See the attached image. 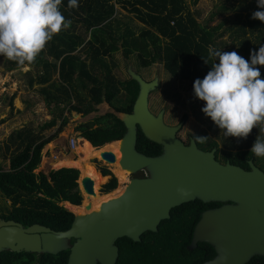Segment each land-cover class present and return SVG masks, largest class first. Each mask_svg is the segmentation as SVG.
Returning <instances> with one entry per match:
<instances>
[{
    "label": "trees",
    "instance_id": "16d2710c",
    "mask_svg": "<svg viewBox=\"0 0 264 264\" xmlns=\"http://www.w3.org/2000/svg\"><path fill=\"white\" fill-rule=\"evenodd\" d=\"M68 2L62 0L59 10L66 21H71V26L54 35L34 63L19 66L7 60L9 71L31 69L29 86H41L40 93L46 106L55 110L49 114L51 121L42 127L36 130L26 127L8 138L6 151L9 157L6 154V158L10 166L9 169L0 166V193L11 202V210L0 219L21 224L24 228L40 225L55 232L68 231L76 218L60 204L69 202L74 206L81 205V208L85 201L82 203L77 169L62 168L48 175L36 173L43 149L69 125L68 115L72 112L87 116L97 112L96 106L103 102L119 113L133 111L138 86L129 79L117 78L116 54L122 52L125 60L134 58L142 69L162 65L172 79L190 83L192 100L203 108L205 102L195 97L193 84L211 70L213 61L206 64L202 59L208 57V46L220 51V45L226 46L221 43L223 38L229 34L233 44L238 46L239 55L250 62L252 52H258L264 45V22L252 19V13L260 10L257 0L240 7L239 12L221 20L218 25H213L219 15L217 12L207 23H202L188 0H78L79 7L71 9ZM194 2L196 5L199 0ZM117 7L132 15L143 28L135 33L123 27ZM220 9L226 13L230 11L226 6ZM256 67L264 79V66ZM138 131L137 150L150 157L159 155L162 148ZM258 131L254 128L247 139L224 137V150L218 149L216 141H209L207 145L198 143V146L205 151L215 149L216 160L222 164L229 162L249 170V162L253 160L264 171L261 165L264 157H256L250 152ZM51 132H54L51 136H44ZM76 132L86 139L81 140L86 148H103L122 139L126 127L117 115L109 112L77 126ZM102 172L105 176L102 178L99 172L101 185L111 174L106 168ZM117 187V179L112 178L104 191L109 193ZM220 205L196 200L174 208L171 219L161 222L157 233L145 234L140 243L128 239L118 241L120 257L117 264H203L214 259L216 253L211 246L199 244L193 251L190 246L202 213ZM69 255L70 252L57 256L7 252L0 255V264H67ZM247 264H264V257H254Z\"/></svg>",
    "mask_w": 264,
    "mask_h": 264
},
{
    "label": "water",
    "instance_id": "95a60500",
    "mask_svg": "<svg viewBox=\"0 0 264 264\" xmlns=\"http://www.w3.org/2000/svg\"><path fill=\"white\" fill-rule=\"evenodd\" d=\"M127 74L138 86L133 111L112 110L126 127L123 138L112 142L119 143L120 168L132 176L124 191L96 210L73 213L76 218L65 232L1 221L0 254L57 256L70 252L67 264H117L118 241L140 243L142 236L157 233L160 223L171 219L174 208L199 200L221 204L204 211L194 230L190 250L206 244L216 253L203 264H247L253 257H264V171L253 160L249 170L222 164L216 160L215 149H200L193 137L186 144L178 137L184 121L166 125L164 108L157 113L149 109L148 97L159 87L158 78L146 82L131 66ZM93 114L81 123L92 121ZM138 130L162 148L159 155L150 157L137 150ZM101 159L107 164L117 162L111 151L103 152ZM53 170L58 169L45 174ZM81 184L84 193L96 195L91 178L84 177ZM91 207L88 204L86 210Z\"/></svg>",
    "mask_w": 264,
    "mask_h": 264
},
{
    "label": "rangeland",
    "instance_id": "374dc122",
    "mask_svg": "<svg viewBox=\"0 0 264 264\" xmlns=\"http://www.w3.org/2000/svg\"><path fill=\"white\" fill-rule=\"evenodd\" d=\"M253 1L254 0H199V2L195 5L194 0H188V4L190 5L191 10L196 12L199 21L202 23H207L212 14L217 12L219 15L215 18L213 25H218V22L231 18L236 12H239L240 7L249 6V4ZM222 6L228 7L230 11L228 13L223 12L220 9ZM117 8L118 18L122 21L123 27H128L135 33H138L141 28H143L140 23L132 17V15L121 10L119 7ZM233 8H235V10H233ZM221 43L226 46L220 45V51H236L238 53V46L233 44L229 34L225 35ZM114 59L117 63L115 75L120 80L129 79L127 70L130 66L133 71L137 72L138 75H140L146 82H151L155 78H158L159 87L152 91L148 97L149 108L153 113H156L161 108H164L165 113L163 115V119L166 125L174 126L178 125L182 121H185L182 130L178 134L184 142L189 143V140L193 137V135L207 136L209 139L206 143H204V145H207L209 141H216L219 150H224L226 148L224 136L221 134L219 127L215 126L202 112V108L194 102V100H192L190 94L191 86L189 82H181L172 79L164 72L162 65L155 64L148 69L139 68L134 58L131 57L130 60H125L122 56V52L116 54ZM49 61L54 62L52 59H49ZM29 70H31L29 67H24L22 69L9 71L7 67V59L0 56V166H2L3 169H9L10 166V161L6 158V142L8 138L15 131L22 130L26 127L33 128L35 130L42 127L44 124L51 121L52 116L49 114L51 111L55 110L46 106L44 96L40 93L41 86H29ZM55 77H57V75ZM96 109L97 112H95V116L111 112V108L106 103H102L97 106ZM73 115L74 112L68 115L69 125L64 128L58 137L44 147L42 152V161L39 168L36 170V173L48 172L49 169L46 166L47 162L54 157V151L57 143L60 142V139H67L68 136L80 135V133L76 132V128L81 125V117L85 116L80 114V117H74ZM59 123H61V119ZM53 133L54 132L46 133L44 136L47 138ZM115 150L119 152L117 145ZM7 156L9 157V154H7ZM220 158H222L221 153H219V159ZM114 165L119 166V162L107 164L101 158L94 159L92 161V167L94 168L95 176L97 177V186L95 191L96 197L98 196V200L107 195L103 193V188L104 185H106L112 178L116 177L118 187L120 186L122 188L124 186L123 182L125 181L126 185L130 180V173L123 171L119 166L122 170V173L119 174L113 167ZM261 165L264 168V160L261 161ZM62 168L74 167L61 166L54 169ZM103 168L109 170L111 174L107 175L108 178L106 179L105 184L103 179V184L101 185V178L98 176V172L102 174L103 178ZM124 174L127 177L125 176L124 178ZM80 177L82 179V175ZM82 191L83 200L86 202L87 196L86 193H84L83 188ZM101 203L102 202L98 201L97 204L99 205H95V207L91 208L89 211L86 210L85 213L99 208ZM60 205L67 209L66 203H62ZM84 205L82 206L83 208ZM10 210V200L3 197L0 193V216H5V214H8ZM67 210L74 213L69 209Z\"/></svg>",
    "mask_w": 264,
    "mask_h": 264
},
{
    "label": "clouds",
    "instance_id": "9594fccd",
    "mask_svg": "<svg viewBox=\"0 0 264 264\" xmlns=\"http://www.w3.org/2000/svg\"><path fill=\"white\" fill-rule=\"evenodd\" d=\"M61 3L62 0H0V56L19 66L34 63L54 35L71 26V21H66L59 10ZM257 6L260 10L252 13V19L264 22V0H257ZM68 7H79L78 0H69ZM207 52L208 57L201 58L206 64H209V60L213 61L211 70L202 80L196 79L193 84L195 97L205 102L202 112L219 127L224 137L247 139L252 130L258 128L259 134L250 152L256 157H264V79L256 67L264 66V45L259 47L258 52H252L250 62L236 51L223 52L211 45ZM103 103L111 108L107 102ZM93 113V119L105 115L95 116ZM79 136L82 137L81 133L60 139L54 152L78 157L73 154L77 147L71 151L68 143L76 138L79 144ZM208 139L207 136L193 135L196 144L206 143Z\"/></svg>",
    "mask_w": 264,
    "mask_h": 264
},
{
    "label": "bare ground",
    "instance_id": "6f19581e",
    "mask_svg": "<svg viewBox=\"0 0 264 264\" xmlns=\"http://www.w3.org/2000/svg\"><path fill=\"white\" fill-rule=\"evenodd\" d=\"M80 140H85V139H80ZM82 144L83 143L80 142L78 144V146H77L76 151H74V153H73V154H77L78 155L77 158H73V155H64L62 152H54V155H56L57 158H56V160L53 159V158L50 159L47 162V167H48V169L49 168L54 169V168L61 167V166H72L74 168H77L81 172L82 179L84 177H89V178H91L94 181V190H95L96 186H97V177L95 176V170L92 167V161L94 159L101 158V154L103 152L111 151V152H113L116 155L117 162H119L121 156H120L119 152L116 151L117 149L115 150L116 145H117V148L119 149V143L118 142L113 143V146L115 148L112 146V144L111 145L108 144V146H105L103 148L102 147L101 148H92V147L91 148H86ZM113 167L115 168L117 173H119V174L122 173V170L119 168L118 165H114ZM98 176H99V172H98ZM124 176H126V175L124 174ZM126 185H124L123 188L119 186L116 190H114L111 193L105 195L104 197H101L99 200L97 199L98 196L96 197V195H91L90 196V195L86 194L87 199H86V202L84 203L85 204L84 208L83 207L80 208V206H74V205L70 204L69 202H65L67 204L66 207H67V209L73 211L74 213L85 214L86 206L88 204H91V206H92L91 208H94L95 205H99V204H97L98 201L99 202H104L108 198H112V197L120 195L124 191Z\"/></svg>",
    "mask_w": 264,
    "mask_h": 264
},
{
    "label": "flooded vegetation",
    "instance_id": "af4514ba",
    "mask_svg": "<svg viewBox=\"0 0 264 264\" xmlns=\"http://www.w3.org/2000/svg\"><path fill=\"white\" fill-rule=\"evenodd\" d=\"M156 113H157V112H156ZM185 143H186V142H185ZM186 144H188V143H186ZM76 158H77V157H76ZM76 169H77V168H76ZM77 170L79 171V169H77ZM79 173H80V176H81V172H80V171H79ZM102 173H103V172H102ZM80 176H79V180H80ZM103 176H104V175H103ZM126 177H127V176H126ZM124 178H125V176H124ZM129 178L131 179L132 176H130ZM79 180H78V185H79L80 193H81V195H82V194H83V191H82V188H81V187H82V184H81V181H79ZM81 180H82V179H81ZM123 183H124V185H125V181H124ZM105 186H106V185H104L103 193H104V194H108V193H106V192L104 191V190H105ZM109 193H110V192H109ZM82 198H83V196H82ZM83 201H84V200H82V203H83ZM82 203H81V204H82ZM80 206H81V205H80ZM76 214H77V213H76ZM0 217H1V216H0ZM1 221H6V220H4V219H0V222H1ZM6 222H9V221H6ZM22 226H23V225H22ZM5 253H7V252H5ZM253 258H254V257H253Z\"/></svg>",
    "mask_w": 264,
    "mask_h": 264
},
{
    "label": "built area",
    "instance_id": "2783aa9c",
    "mask_svg": "<svg viewBox=\"0 0 264 264\" xmlns=\"http://www.w3.org/2000/svg\"><path fill=\"white\" fill-rule=\"evenodd\" d=\"M77 145H78L77 139L72 138L68 143L69 150L73 151L74 149H76ZM54 158H56V155H54Z\"/></svg>",
    "mask_w": 264,
    "mask_h": 264
},
{
    "label": "crops",
    "instance_id": "0c3cea01",
    "mask_svg": "<svg viewBox=\"0 0 264 264\" xmlns=\"http://www.w3.org/2000/svg\"><path fill=\"white\" fill-rule=\"evenodd\" d=\"M55 76H56V75H54V78H56ZM80 142H81V140H80ZM84 146H85V145H84Z\"/></svg>",
    "mask_w": 264,
    "mask_h": 264
}]
</instances>
